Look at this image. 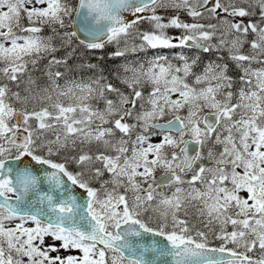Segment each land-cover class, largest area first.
Returning a JSON list of instances; mask_svg holds the SVG:
<instances>
[{"label":"snow or ice","instance_id":"1","mask_svg":"<svg viewBox=\"0 0 264 264\" xmlns=\"http://www.w3.org/2000/svg\"><path fill=\"white\" fill-rule=\"evenodd\" d=\"M0 264H264V0H0Z\"/></svg>","mask_w":264,"mask_h":264}]
</instances>
